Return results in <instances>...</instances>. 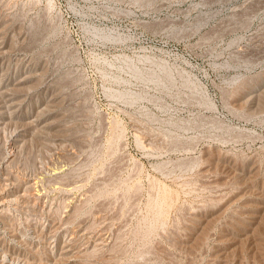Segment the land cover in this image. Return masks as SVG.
<instances>
[{
  "label": "rangeland",
  "instance_id": "1",
  "mask_svg": "<svg viewBox=\"0 0 264 264\" xmlns=\"http://www.w3.org/2000/svg\"><path fill=\"white\" fill-rule=\"evenodd\" d=\"M0 24L13 42L0 57V79L30 64L39 70L30 110L53 96L59 102L49 134L36 124L34 136L14 144L24 130L19 113L0 131V184L9 173L19 194L30 181L41 185L29 192L30 206L7 208L0 264H63L71 255L72 264H264V215L254 226L239 216L264 198V87H252L255 101L244 98L264 78V0H0ZM100 30L122 38L104 40ZM129 64L146 74L166 65L172 84L137 79ZM53 139L60 146H48ZM10 156L15 164L4 175ZM54 170L64 173L47 176ZM195 215L209 221L204 230ZM231 228L243 233L232 247ZM86 231L96 233L90 241Z\"/></svg>",
  "mask_w": 264,
  "mask_h": 264
},
{
  "label": "bare ground",
  "instance_id": "2",
  "mask_svg": "<svg viewBox=\"0 0 264 264\" xmlns=\"http://www.w3.org/2000/svg\"><path fill=\"white\" fill-rule=\"evenodd\" d=\"M140 1H142V2H144L145 4H150V3H152L154 0H140ZM17 15V14H16ZM2 18H4V17H2ZM13 22V21H12ZM202 20L201 21H199L198 23H197V27L199 26V25H201L202 24ZM23 24V23H22ZM4 24H0V57H2L3 59L4 58H6V56H7V54L8 53H10V49L12 48V39L10 40V42H8L7 41V30H6V33H5V27H2ZM10 25V24H9ZM9 25H8V27H9ZM7 26V25H6ZM29 28V27H28ZM30 29H31V27H30ZM96 29H92V31H94V34H95V31ZM97 30H99V29H97ZM20 31V30H19ZM23 31V30H22ZM15 32V31H14ZM18 32V31H17ZM31 32V31H30ZM109 32V31H108ZM112 32V31H111ZM106 33V31L105 32H103V30L101 31H97V35H100V38L102 37V38H104V40H119L120 39V37L119 36H115L114 34H112V33ZM19 33V32H18ZM29 33V32H28ZM32 34H33V36L31 37L33 40H37L38 38H39V36H40V34H41V25L40 24H35V25H32V32H31ZM93 34V33H92ZM116 34V33H115ZM16 35V34H15ZM15 35H13V36H15ZM96 35V34H95ZM21 36V35H20ZM27 36V35H26ZM96 37V36H95ZM98 37V36H97ZM122 38V37H121ZM18 38H16V40H17ZM25 39V38H24ZM121 40V39H120ZM14 41V40H13ZM24 41V40H23ZM22 41V42H23ZM26 41V40H25ZM18 42V41H17ZM22 48V47H21ZM14 49H17V47L16 48H14ZM10 50V51H9ZM13 50V49H12ZM13 52V51H12ZM17 52V51H16ZM13 54V53H12ZM4 62V61H3ZM34 62V61H33ZM126 63V62H125ZM128 63V62H127ZM3 64V63H2ZM26 64V63H25ZM4 65V64H3ZM2 65V68H4V66ZM16 65V64H15ZM30 64H27L26 66H27V68L25 69V70H23V71H21V72H19V73H17L16 75H14V76H8V77H6V75H4V76H2L1 77V79H0V131H2V130H4L8 125H11L10 123L11 122H13V120L16 118V115L19 113V115H21L20 117H17V119L18 120H20L21 122H23V128H24V130L23 131H21V132H16L13 136V143L14 144H19V143H24V142H26V140H27V138L29 137V138H31V136L33 135L32 134V130H33V128H34V125H36L37 124V126L40 128V132H42V133H45V134H49L52 130H56L57 129V127L55 126V122H53V121H51V120H54L55 118H57V117H59V116H57V114L59 115V112L57 113V114H55V110H53V108L55 107V105H57L56 104V102H57V100H56V96H53V97H51L50 98V100L47 102V104L44 106V107H42V105H39V106H37L36 108H33V110H30V109H32L31 108V99H30V104H28L27 105V100H29L28 99V96H29V91L32 89V87H34L33 85L37 82V80H39L38 79V76H39V74H38V71L39 70H37V69H34V68H32L31 66H29ZM161 65V66H160ZM160 65H158V66H160V70L159 69H157V70H159V71H161L162 72V74L163 75H160L161 74V72H160V74H157V70L154 72V69L152 70L153 72H149L148 74H146V73H144L142 70H140L139 68H137L136 66H134V65H132V64H129V68L132 70V72L134 73V75H136L137 76V79L139 78V79H142V81H143V79L145 80V79H149V80H152V81H156V82H162L163 80L167 83H171L172 84V78H171V72L170 71H168V69L165 67V66H162L163 64H160ZM34 66V65H33ZM154 66V65H153ZM152 66V67H153ZM1 67V66H0ZM11 68H12V66H11ZM36 68V67H35ZM159 71H158V73H159ZM11 75V74H10ZM44 76V75H43ZM173 77V76H172ZM42 79V78H41ZM119 79V78H118ZM148 80V81H149ZM147 81V80H146ZM186 80H184V83H185V85L187 86L188 84H189V81L186 83L185 82ZM264 78H257V79H255L254 81H252L251 83H249V86L251 87L247 92H245V94H244V98H246V102H249L250 100H254L255 101V99L254 98H256V91H258V90H256V89H253L254 87H264ZM192 85H193V83H191ZM39 85V84H38ZM191 86V85H190ZM248 86V85H247ZM248 86V87H249ZM189 87V86H188ZM194 86H192V88H193ZM196 87V86H195ZM194 87V88H195ZM253 87V88H252ZM60 88V87H59ZM244 88V87H243ZM196 90L198 89L197 87L195 88ZM194 89V90H195ZM240 89V88H239ZM34 90V89H33ZM32 90V91H33ZM31 92V91H30ZM60 93V92H59ZM121 93V92H120ZM235 93V92H234ZM57 94V93H56ZM239 94V93H238ZM31 95V94H30ZM55 95V94H54ZM120 96H121V98L123 97L125 100H129V101H132V100H135L134 98L135 97H139V94L136 96V95H134L133 96V94L132 93H121V94H119ZM141 95V94H140ZM258 95H260V94H258ZM52 96V95H51ZM232 96V95H231ZM261 96H262V94H261ZM264 96V95H263ZM119 97V96H118ZM141 97V96H140ZM33 98V97H32ZM122 98V99H123ZM239 98V97H238ZM234 99V98H233ZM260 99H262V98H260ZM259 100V99H258ZM208 101V100H207ZM57 103H59V102H57ZM242 103H244V104H247V103H245V102H242ZM252 103V102H251ZM63 104V103H62ZM258 104V103H257ZM259 104H261L260 102H259ZM238 105V104H237ZM250 105V104H249ZM262 105V104H261ZM240 106H241V104H240ZM57 107V106H56ZM55 107V108H56ZM246 107H247V105H246ZM261 107V106H260ZM54 108V109H55ZM61 108V107H60ZM256 109H257V107H256ZM30 110V111H29ZM249 110V109H248ZM45 111H47V113L46 114H44L43 115V112L45 113ZM250 112V111H249ZM254 112H255V110H254ZM251 113H253V111H251ZM63 115V114H62ZM64 116V115H63ZM62 116V117H63ZM61 117V118H62ZM64 118V117H63ZM59 120V119H58ZM61 120V119H60ZM63 120V119H62ZM66 122V121H65ZM64 122V123H65ZM13 123H15V122H13ZM57 123V122H56ZM16 124H18V123H16ZM15 124V125H16ZM63 124V123H62ZM14 125V126H15ZM60 125V124H59ZM65 125V124H64ZM60 127H61V125H60ZM17 128H18V126H17ZM16 128V129H17ZM64 128V127H63ZM65 129V128H64ZM22 130V129H21ZM58 130H59V128H58ZM36 131H39V130H35V132ZM60 131H62L61 129H60ZM59 131V132H60ZM67 131V130H66ZM65 131V132H66ZM63 132V131H62ZM61 132V133H62ZM11 133V132H10ZM64 133V132H63ZM37 134V133H36ZM64 134H66V133H64ZM67 135V134H66ZM34 136V135H33ZM40 136V135H39ZM42 136H43V134H42ZM49 136H51V134L49 135ZM48 136V137H49ZM56 136V135H55ZM4 137V136H3ZM45 137H47V136H45ZM47 137V138H48ZM50 138V137H49ZM67 138V137H66ZM65 138V139H66ZM9 139V138H8ZM31 140V139H30ZM68 140H70V139H68ZM48 141V140H47ZM41 142V141H40ZM46 142V141H45ZM70 142V141H69ZM32 143V142H31ZM49 143V142H48ZM52 143H53V145H59L60 143H62L60 140H51L50 141V145H48V146H53L52 145ZM31 145V144H30ZM22 146V145H21ZM60 146V145H59ZM42 147V146H41ZM61 147H62V145H61ZM71 147V146H70ZM21 148V147H20ZM33 148V147H32ZM55 148V147H54ZM69 148V147H68ZM30 149V148H29ZM59 149V148H58ZM45 150V149H44ZM62 150H63V148H62ZM54 151V150H53ZM26 152V151H25ZM13 153V152H12ZM61 153V152H60ZM71 153V152H70ZM7 154V153H6ZM20 154V153H19ZM19 154H18V156H19ZM207 155H208V152H207ZM12 156V155H11ZM10 156V157H11ZM2 157V156H1ZM5 157V156H4ZM8 157V156H7ZM6 157V160H4L5 161V163L7 164V166L4 168L3 166V168L5 169V174L4 175H7V171L9 170L10 171V169H8V168H10L9 167V165L15 160V158L14 157H11V158H7ZM58 157V156H57ZM211 157V156H210ZM63 158V157H62ZM65 158H67V157H65ZM208 158V157H207ZM206 158V159H207ZM225 158V157H224ZM2 160V159H1ZM17 160H19V159H16V161ZM68 160V159H67ZM15 161V162H16ZM0 162H2V161H0ZM206 162V161H205ZM14 163V162H13ZM15 164V163H14ZM66 164V163H65ZM211 164V163H210ZM12 166V165H11ZM212 166V165H211ZM225 166V165H224ZM258 166V165H257ZM58 167V166H57ZM260 167V166H259ZM60 168V167H59ZM215 168V167H214ZM213 168V169H214ZM62 169V168H61ZM227 169V168H226ZM233 169V168H232ZM248 169V172L250 173V174H253V173H255L256 171H255V169H254V167L253 168H247ZM56 170V169H55ZM51 171V174L50 175H47V176H50L51 178H58V177H61V175L64 173L63 171H60V170H58V171ZM65 170V169H64ZM8 171V172H9ZM222 171H223V169H222ZM232 171V170H231ZM245 171H246V169H245ZM261 171V170H260ZM2 172V171H1ZM211 172V171H210ZM219 172V171H218ZM221 172V171H220ZM10 173H12V172H10ZM49 173V172H48ZM66 173H67V171H66ZM209 173V172H208ZM212 173V172H211ZM230 173V172H229ZM1 174V173H0ZM13 174V173H12ZM220 174V173H219ZM234 174V173H233ZM250 174H249V176H250ZM256 174V173H255ZM259 174V173H258ZM8 175H9V173H8ZM8 175L6 176V178L5 179H3L2 180V182H1V184H0V223L1 224H3L4 225V223H3V219L6 217V214L9 212V208L8 207H11L12 205H14V204H16V205H18L19 203H23L24 204V206H30V198H31V195H29V192H31L32 190H34L36 187H38L39 185H38V183L37 182H32V181H30V182H28L27 183V186H26V189H25V192L23 193V194H19L20 192L16 189V185L15 186H13V187H15V189L14 190H11V189H9V187H10V185L7 183V181H8V178H10V176L8 177ZM213 175V174H212ZM229 175V174H228ZM241 175H243V174H241ZM264 175V174H263ZM45 176V175H44ZM43 176V177H44ZM257 176H259V175H257ZM8 177V178H7ZM15 177V176H14ZM46 177V176H45ZM62 177H64V176H62ZM232 177V176H231ZM244 177V176H243ZM242 177V178H243ZM251 178L249 179V181L252 179V177H253V175L252 176H250ZM254 177H255V175H254ZM254 177H253V179H254ZM14 179H16V178H14ZM14 179H13V181H14ZM49 179V178H48ZM55 179L53 180L54 182H56L55 181ZM61 179V178H60ZM233 179V178H232ZM240 179V178H239ZM245 179V178H244ZM10 180H11V178H10ZM20 180V179H19ZM46 180H47V178H46ZM52 180V179H51ZM51 180H49V181H51ZM228 180H229V178H228ZM234 180V179H233ZM16 181V180H15ZM14 181V182H15ZM29 181V180H28ZM37 181V180H36ZM52 181V182H53ZM58 181H60V180H58ZM230 181V180H229ZM238 181V180H237ZM239 181H241V180H239ZM244 181H246V180H244ZM248 181V180H247ZM254 181V180H253ZM9 182V181H8ZM233 182V181H232ZM220 183V182H219ZM231 183V182H230ZM244 183V182H243ZM243 183H242V185H243ZM251 183V182H250ZM253 183V182H252ZM40 184V183H39ZM236 184V183H235ZM245 184H247V182L245 183ZM20 185V184H19ZM232 185V184H231ZM240 185V184H239ZM238 185V186H239ZM41 186V185H40ZM39 186V187H40ZM241 186V185H240ZM239 186V187H240ZM18 187V186H17ZM20 187H21V185H20ZM64 188V187H63ZM233 188H235V187H233ZM240 188H242V187H240ZM19 189V188H18ZM37 189H39V188H37ZM41 189V188H40ZM232 189V188H231ZM263 189V188H262ZM35 191V190H34ZM40 191V190H39ZM39 191H35V193L37 194ZM236 191V190H235ZM242 191V190H241ZM245 191V190H244ZM248 191V190H247ZM246 191V192H247ZM33 192V191H32ZM31 192V193H32ZM251 192V191H250ZM230 193V192H229ZM232 193V192H231ZM239 193H240V191H239ZM248 193V192H247ZM247 193H246V196H247ZM253 193V192H252ZM251 193V194H252ZM33 194V193H32ZM171 194V193H170ZM233 194V193H232ZM249 194V193H248ZM256 193H254V194H252L253 196L255 195ZM165 195V194H164ZM241 195V194H240ZM245 195V194H244ZM252 195H250L251 197H252ZM262 195V194H261ZM35 196H37V195H32V197H35ZM72 196V195H71ZM234 196V195H233ZM257 196V195H256ZM165 197V196H164ZM230 197V196H229ZM242 197H243V195H242ZM241 197V198H242ZM255 197V196H254ZM258 197V196H257ZM263 197H264V195H263ZM37 198V197H36ZM76 198V197H75ZM166 198V197H165ZM240 198V197H239ZM238 198V199H239ZM247 198V197H246ZM253 198V197H252ZM260 198V197H259ZM40 199V198H39ZM257 199V198H256ZM240 200V199H239ZM242 200V199H241ZM258 200V199H257ZM76 201V200H75ZM157 201V200H156ZM256 201V200H255ZM260 204H259V206H256V207H254V206H249V205H247V206H241L242 208H241V210H240V212H241V215H239V216H241V219L242 220H244V221H246V222H248V224H250L251 226H254V225H256V224H258V219H259V216H260V214H263L264 215V213H262L263 211H264V198H262L261 197V199H260ZM161 202V201H160ZM235 202H236V200H235ZM241 202V201H240ZM245 202V201H244ZM237 203V202H236ZM243 203V202H242ZM228 204V203H227ZM165 205V204H164ZM33 206H34V204H33ZM160 206V205H159ZM229 206V205H228ZM21 207V206H20ZM32 207V206H31ZM155 207V206H154ZM218 207V206H217ZM234 207V206H233ZM8 208V209H7ZM34 208V207H33ZM32 208V209H33ZM219 208V207H218ZM229 208H230V206H229ZM228 208V209H229ZM235 208V207H234ZM237 208V207H236ZM8 211H7V210ZM215 209V208H214ZM217 209V208H216ZM30 210V209H29ZM28 210V211H29ZM231 211V210H230ZM16 212V211H15ZM217 212V211H216ZM228 212V211H227ZM226 212V213H227ZM29 213V212H28ZM234 213H235V211H234ZM239 213V212H238ZM205 214V213H204ZM9 215V214H8ZM11 215V214H10ZM160 215V214H159ZM220 215V214H219ZM38 216V215H37ZM201 216V215H200ZM199 216V217H200ZM218 216V215H217ZM57 217V216H56ZM199 217H196V215H195V217L193 216V220H194V225H195V227H196V229L197 230H204L205 228L203 227L207 222L209 223V221L207 220V218H205V219H201V218H199ZM222 217V216H221ZM229 217V216H228ZM70 218V217H69ZM68 218V219H69ZM215 218V217H214ZM231 218V217H230ZM229 218V219H230ZM240 218V217H239ZM7 219V218H6ZM213 219V218H212ZM217 219H218V217H217ZM60 220V219H59ZM75 220V219H74ZM158 220V219H157ZM220 220V219H219ZM69 221H70V219H69ZM68 221V222H69ZM215 221H217V220H215ZM10 222V221H9ZM27 222V221H26ZM237 223H239L238 221H236ZM264 222V221H263ZM262 222V223H263ZM5 223H7V222H5ZM42 223V222H41ZM192 223V222H191ZM208 223H207V225H208ZM214 224H215V222H213ZM30 224V223H29ZM34 224V223H33ZM43 224V223H42ZM193 224V223H192ZM192 224H190V225H192ZM241 224V223H240ZM261 224V223H260ZM7 225V224H6ZM28 225V224H27ZM63 225V224H62ZM80 225V224H79ZM82 225V224H81ZM206 225V226H207ZM242 225V224H241ZM245 225V224H244ZM9 226V225H8ZM13 225H11L10 227H12ZM57 226V225H56ZM193 226V225H192ZM192 226H190V227H192ZM257 226H260V225H257ZM256 226V227H257ZM43 227V226H42ZM59 228L58 229H56V232L60 229V226H58ZM67 227V226H66ZM78 227H80V226H78ZM212 227H213V225H212ZM233 227V226H232ZM242 227V226H241ZM247 227V226H246ZM245 227V228H246ZM57 228V227H56ZM234 228V227H233ZM236 228H238V227H236ZM243 228V227H242ZM253 228V227H252ZM251 228V229H252ZM18 229V228H17ZM80 229V228H79ZM192 229V228H191ZM232 229V228H231ZM248 229V228H247ZM250 229V228H249ZM250 229V230H251ZM259 229H261V228H259ZM8 230V229H7ZM83 230V229H82ZM197 230H195V231H197ZM199 230V231H200ZM234 230H236L235 228H234ZM233 229H232V231H230V234H229V238L227 239V242L226 243H228V245H237L238 243H241V241H242V239H241V237L243 236V233L241 234V233H239V231H234ZM253 230H255V229H253ZM258 230V229H257ZM262 230V229H261ZM4 231L5 232H7L6 231V229L4 228ZM31 231V230H30ZM87 231H89V230H87ZM85 232V234L83 233V236H87L88 237V240L90 241L91 240V238H93V236L96 234H90L89 232ZM97 231V230H96ZM193 231V230H192ZM191 231V233L192 234H194L193 232ZM211 231V230H210ZM248 231V230H247ZM259 231V230H258ZM9 232H11V231H9ZM8 232V233H9ZM53 232V231H52ZM52 232H50V233H52ZM55 232V233H56ZM59 232V231H58ZM75 232H77L76 230H75ZM190 232V231H189ZM203 232V231H202ZM241 232V231H240ZM251 232V231H250ZM13 233H14V231H13ZM78 233V232H77ZM87 233V234H86ZM190 233V234H191ZM207 233H208V230H207ZM10 234V233H9ZM58 234V233H57ZM75 235H76V233H74ZM199 234V232L197 231V233L195 234V235H198ZM200 234H201V232H200ZM253 234V233H252ZM26 235H27V233H26ZM48 235H51V234H48ZM224 235V234H223ZM246 235V234H245ZM248 235V234H247ZM45 236H46V234H45ZM81 236V235H80ZM102 236V235H101ZM202 236V235H201ZM208 236V235H207ZM49 237V236H48ZM197 237V236H196ZM35 238V237H34ZM85 238V237H84ZM247 238V237H246ZM245 238V239H246ZM253 238V237H252ZM255 238V237H254ZM5 239V238H4ZM80 239V238H79ZM101 239V238H100ZM197 239H198V237H197ZM224 239V238H223ZM80 240H82V239H80ZM201 240H202V238H201ZM207 240V239H206ZM225 240V239H224ZM244 240V239H243ZM247 240V239H246ZM245 240V241H246ZM254 240V239H253ZM6 241V240H5ZM12 241L13 242H15L16 244H18V245H21V244H23V241H20L19 240V237H18V235L17 234H13L12 235ZM54 241V240H53ZM78 241V240H77ZM176 241V240H175ZM203 241V240H202ZM256 241V240H255ZM103 242V241H102ZM247 242V241H246ZM205 243V242H204ZM243 243H245V242H243ZM261 243V242H260ZM15 244V245H16ZM28 244V243H27ZM88 244V243H87ZM103 244V243H102ZM257 244H259V242L257 243ZM14 245V246H15ZM67 245V244H66ZM70 245V244H69ZM68 245V246H69ZM232 245H231V247H232ZM247 245V244H246ZM6 246V245H5ZM49 246V245H48ZM73 246V245H72ZM203 246V245H202ZM223 246V245H222ZM243 246H244V244H243ZM11 247V246H10ZM20 247V246H19ZM71 247V246H70ZM190 247V246H189ZM260 247V246H259ZM261 247H263V246H261ZM2 248V249H1ZM0 248V258H3V256H5L4 255V253L7 251L6 250V248L3 246V247H1ZM24 248V247H23ZM60 248V247H59ZM72 248V247H71ZM70 248V249H71ZM89 248V247H88ZM183 248V247H182ZM234 248V247H233ZM257 248V247H256ZM11 249V248H10ZM63 249V251H62V256L63 257H67L68 255H69V250L67 249V247L66 246H64V248H62ZM196 249V248H195ZM226 249V248H225ZM22 250V249H21ZM20 249H18L17 247H14V248H12L11 249V252L13 253V254H15V255H17V256H24L23 255V252L21 251ZM81 250H82V248H81ZM87 250V248L83 251H80V249H79V253L76 255V257H77V259L79 258V260H81L82 259V257L84 258V256H85V251ZM247 250V249H246ZM9 251V250H8ZM190 251V250H189ZM237 251V250H236ZM71 252V251H70ZM76 252H78V250H76ZM89 252V251H88ZM222 252V251H221ZM235 253V252H234ZM239 253V252H238ZM74 254H75V252H74ZM87 254H89V253H87ZM228 254V253H227ZM242 254V253H241ZM258 255V254H257ZM260 255V254H259ZM27 256V255H26ZM88 256V255H87ZM218 256V255H217ZM242 256V255H241ZM6 257V256H5ZM230 257V256H229ZM240 257V256H239ZM18 258V257H17ZM70 258V257H69ZM69 258H62L64 261H65V263H63V264H72V261H71V259H72V255H71V259H69ZM75 258V257H74ZM215 258V257H214ZM244 258V257H243ZM242 258V259H243ZM261 258V257H260ZM7 259V258H6ZM6 259H4V260H6ZM9 259V258H8ZM8 259L6 260V261H8ZM11 259V258H10ZM76 259V260H77ZM85 259H86V257H85ZM88 259V258H87ZM212 259H213V257H212ZM225 259V258H224ZM241 259V261H243ZM33 260V259H32ZM75 260V259H74ZM215 260V259H214ZM245 260V259H244ZM1 261V260H0ZM54 261H55V259H54ZM220 261V260H219ZM235 261V260H234ZM246 261V260H245ZM30 262V261H29ZM41 263H42V260L40 261ZM40 262H39V264H40ZM63 262V261H62ZM62 262H60V260H58L57 262H56V264H61ZM212 262V261H211ZM215 262V261H214ZM213 262V263H214ZM228 262V261H227ZM255 262V261H254ZM5 263V262H4ZM7 263V262H6ZM43 263H44V261H43ZM47 263V262H46ZM3 264V263H2ZM29 264H31V263H29ZM32 264H38V262L37 261H34V262H32ZM55 264V263H54ZM80 264V263H79ZM91 264V263H90ZM241 264V263H240Z\"/></svg>",
  "mask_w": 264,
  "mask_h": 264
}]
</instances>
